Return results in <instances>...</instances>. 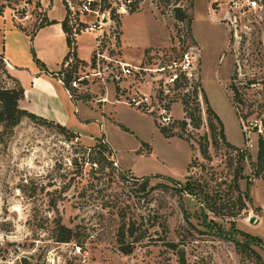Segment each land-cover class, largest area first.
Instances as JSON below:
<instances>
[{"label":"rangeland","instance_id":"1","mask_svg":"<svg viewBox=\"0 0 264 264\" xmlns=\"http://www.w3.org/2000/svg\"><path fill=\"white\" fill-rule=\"evenodd\" d=\"M249 1L135 0L126 15L114 17L120 60L121 36L130 52L143 46L144 64L174 54L180 35L179 51L196 49V80L187 93L180 83L168 103L171 137L156 129L162 127L156 114L115 102L122 100L111 85L107 101L98 102L105 92L89 77L86 84L81 66L71 76L83 82L77 89L69 84L71 95L65 91L83 104L76 111L80 122L72 124L78 136L23 115L10 131L0 127V264H180V255L182 264H264V186L253 176L264 120V0H255L260 10L245 7ZM51 8L52 16L64 19L62 0H11L4 8L0 89L17 82L2 55L21 68V83L38 69L35 46L16 28L32 33ZM175 8L183 12L182 21L175 20ZM46 49L41 53L54 61ZM59 70L64 73V67ZM230 84L240 104L233 103ZM202 96L220 120L225 141L244 152L236 182L240 211L232 180L240 164L216 132L209 134ZM183 101L189 111L198 107L196 128L184 118ZM204 144L206 159L198 152ZM90 155L100 165H91ZM120 222L128 231L116 240ZM58 223L70 230L69 242L56 240ZM123 248L130 252L122 254Z\"/></svg>","mask_w":264,"mask_h":264},{"label":"built area","instance_id":"2","mask_svg":"<svg viewBox=\"0 0 264 264\" xmlns=\"http://www.w3.org/2000/svg\"><path fill=\"white\" fill-rule=\"evenodd\" d=\"M135 0H62L64 7V25L70 40L76 36L87 34L91 37L92 49L85 62L86 84L94 83L101 87L105 94L98 102L107 101V85H111L113 93L122 100L115 101L135 110L148 114H156L158 123L166 126L169 123L168 103L175 96L178 85L184 84L183 93L191 88L196 80V64L198 56L194 48L179 51V40H176V52L167 55L161 62L144 64L142 60L126 63L120 60L118 51V32L114 17L126 15ZM234 8L235 3L230 2ZM251 10H260L255 0L246 3ZM71 61L68 60V63ZM80 66L76 68L78 71ZM91 78L88 83L87 78ZM83 78L77 77L70 86L77 89V83Z\"/></svg>","mask_w":264,"mask_h":264},{"label":"crops","instance_id":"3","mask_svg":"<svg viewBox=\"0 0 264 264\" xmlns=\"http://www.w3.org/2000/svg\"><path fill=\"white\" fill-rule=\"evenodd\" d=\"M52 11V8L51 10L45 9L46 22L50 23L44 24L36 29L28 39L31 40L33 46H35V56L41 61L40 63L43 64L47 72L55 73L61 66L67 48L65 44V36L60 26L63 14L52 16ZM47 39L48 46L46 49ZM121 39V49L119 52L121 59L129 62L138 61L142 56L143 46L135 48L133 52H130L127 50L123 36H121ZM55 41H58L59 44L55 45ZM72 44L76 58L80 61L87 62L92 49L91 37L87 34L78 35L73 40ZM41 47L48 51L47 54L55 55L54 61L49 62L45 59L49 58V56L46 54L43 56V53H41ZM2 58L10 73L9 75L17 81L22 90V96L17 102V108L32 114L37 118L57 124L78 136L75 131H72V124L73 122H80L77 118L76 111L77 107L83 104L72 101L67 96L61 83L56 80L54 81L52 77L42 74L39 71V68L27 72L21 83L18 76L19 73L16 71L21 70V68L16 67L5 56L2 55Z\"/></svg>","mask_w":264,"mask_h":264},{"label":"trees","instance_id":"4","mask_svg":"<svg viewBox=\"0 0 264 264\" xmlns=\"http://www.w3.org/2000/svg\"><path fill=\"white\" fill-rule=\"evenodd\" d=\"M10 1L11 0H0V16H1L4 8L9 7ZM12 1H16V0H12ZM24 3H28V0H24ZM261 4L264 5V2ZM174 17H175V20L182 21V19L184 18V14L179 8H175ZM47 23H50V22H45V24H47ZM41 26H43V25L42 24L39 25L37 27V29ZM60 26H61V30L65 36V44H66V48H67V51H66V53L62 59V62H61V66L64 67V70H63L64 73L61 70H59L58 72H55V73L47 72V70L44 68L43 64H41V63H38V68L42 74L47 75L49 77H54V76L58 77L59 74H63L62 79L61 80L58 79V80L60 81L64 90L69 95H71V93L75 92L74 89L69 87V84L71 83V81L75 79L71 75H75L76 68L78 66H81V67L85 66V62L78 60L75 56V53L73 50V44H72L73 42H72V40L69 39V36L67 34V30H66L65 25H64V19L61 21ZM16 29L20 32L25 33L20 28H16ZM34 31L30 34L25 33V35L29 37L34 33ZM68 60H70L71 62L68 63ZM35 63H37V60H35ZM250 84L251 83H246L245 86L250 85ZM229 89H230L231 94H232L233 103L234 104L235 103L240 104V99L238 97L239 92H238L236 86H234L233 84H230ZM21 96H22V90L19 87L17 82H16V86L13 88L0 89V127L4 131H10L17 124L20 116H22V115L28 116L31 119H38L35 116H33L32 114H29L25 111H19L18 110L17 102L21 98ZM186 96L187 95H185L184 97H186ZM71 99H74V96H72ZM202 100H203V103L205 105L204 114L206 116V127H207V130L209 131V134L211 136H214L215 132H216V135L218 137L219 142L221 144H223L225 147H227L228 149H230L231 151L235 152L236 153L235 155H237L236 162H237V165L240 164V166H238V168L233 171L232 180L234 183L233 188H235L234 190L238 192L236 203H237V210L240 211L241 209H244V203L242 201V197L240 196L241 194H239V190L237 189L236 182L241 176L242 163L244 161L243 160L244 159V152L238 151L237 149H235L234 147H232L230 144H228L225 141L224 133H223V127H222L220 120L214 114V112L208 107L206 100L203 96H202ZM182 112L184 114L185 119H189L190 122H195V123H193V127L196 128L199 125L200 118L199 117L193 118V112H195V113L199 112L197 106H195L192 110L189 111L187 108V102L183 101L182 102ZM238 117L240 120H242L244 118V116H241V115H239ZM39 120L42 122L45 121V120H42L40 118H39ZM54 125L57 128H59L60 130H65L63 127H61L57 124H54ZM179 125H180L181 129L184 128L185 120L180 121ZM154 126H155V124H154ZM166 126H164V127L163 126L162 127L155 126L163 138H169L172 136V134L169 132L170 130H167ZM261 126H263V131L260 134L257 133L256 154H255V161H254V166H253V176L255 178L259 179L263 183V186H264V120H263ZM255 127L256 126H254V128ZM69 135H71V134H69ZM74 137H76V136H74ZM213 143H214V137H213ZM198 152L202 158L206 159L208 157L207 146L205 144L198 146ZM89 157H90L89 162L91 163V165H100L99 161H98V156L96 157L95 155L94 156L90 155ZM146 183L147 182L145 181V185H146ZM208 209H207V211L211 212L210 207ZM121 219H122V217L120 218V221H121ZM56 227H57V231H58V234H57L58 237L56 238V240H58V242H60V243L69 242V240H71L70 230L67 228H64L59 223L57 224ZM127 231H128V228L125 229V224L123 222H120V224L117 228V232H116V240H123L124 234ZM234 245L237 247H244V248L248 247L246 244L240 245L239 242H234ZM169 247L173 248L174 245L169 244ZM121 252H122V254L126 255L130 252V248H123V249H121ZM179 261H180V264L183 263L181 255L179 257Z\"/></svg>","mask_w":264,"mask_h":264}]
</instances>
